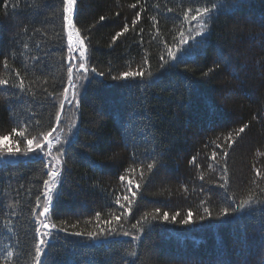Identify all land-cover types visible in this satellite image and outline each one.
I'll list each match as a JSON object with an SVG mask.
<instances>
[{
	"label": "trees",
	"instance_id": "1",
	"mask_svg": "<svg viewBox=\"0 0 264 264\" xmlns=\"http://www.w3.org/2000/svg\"><path fill=\"white\" fill-rule=\"evenodd\" d=\"M4 3L0 0V79H7L9 86L0 87V135L26 122L30 134L37 135L54 125L56 111L52 98L44 99L43 89L58 94L66 83L62 0H19L15 12L9 9L7 15ZM228 5L225 13L210 22L203 54L195 50L179 67L161 69V37L171 42L184 12L204 6L203 0H77L74 22L81 35L88 37V63L104 75L89 74L79 90V108L69 111L66 106L62 115V125L74 121L76 128L63 145L66 164L54 190L49 222L68 227L69 232L93 230L95 214L101 212L102 220L108 218L109 210L116 208L111 201L124 194L119 176L141 162L145 180L139 179L137 168L141 188L132 214L127 222L122 221L124 228L130 229L144 213L157 208L161 215L180 211L181 216L177 223L149 217L151 222L145 224L137 242L119 236L101 243L55 233L57 238L45 247L42 264H264V212L259 211L264 204H257L251 214L216 218L220 209L231 204L226 198L233 194L239 202L255 191L264 201L260 191L264 179L255 175L257 168L264 173V0H228ZM137 12L141 19L132 31ZM101 16L105 19L100 20ZM152 16L159 21L161 35L156 40L152 39ZM125 24L130 31L113 43ZM220 46L231 52L232 70L239 80L223 66L202 76L213 66ZM145 55L151 79H111L142 65ZM34 56L40 60H33ZM16 72L35 97L30 93L17 97L19 89L11 87L18 82ZM58 100L57 95V104ZM244 124L248 128L237 137L236 131ZM230 133L235 143L228 149L225 140ZM216 144L228 156L218 155L213 161L212 151L221 152ZM153 159L157 163L149 173L146 165ZM224 166L229 182L220 188L215 182ZM46 178L35 153L0 163V264H34L33 211ZM201 200L208 203L201 206ZM205 206L213 216L200 221ZM188 209L193 210L195 222L182 225L179 220ZM73 224L77 227L72 228ZM133 248L135 257L128 255Z\"/></svg>",
	"mask_w": 264,
	"mask_h": 264
},
{
	"label": "snow or ice",
	"instance_id": "2",
	"mask_svg": "<svg viewBox=\"0 0 264 264\" xmlns=\"http://www.w3.org/2000/svg\"><path fill=\"white\" fill-rule=\"evenodd\" d=\"M18 4L19 0H16L15 3H11L10 0H5V3L3 4L5 14H8L9 9L14 13ZM203 5L204 6H199L195 9L189 7L187 11L184 12L183 23L178 29V34L172 36L171 42H167L161 37L160 43L163 45V51L159 57L161 62L159 67L161 69H163L165 65H168L169 67H179L181 63H185L186 56L195 50H200V54H203L206 40L210 34V22L218 18L220 14L225 13L229 6L228 0H220L219 3H217V0H203ZM76 7L77 0H62V31L66 33V83L58 94L49 91L48 88L43 89V92L46 94L44 99L47 100L51 97L54 107L56 108L54 125L47 131L39 132L37 135H31L29 132V125L26 122L23 126L13 127L8 134L0 135V153L4 154L0 155V159H4L5 156L15 157L17 154H23L25 157H28L29 154L35 153L45 170V175L47 176V178L43 180V192L41 194L43 200H41V195L36 196L35 209H40V211L38 213L35 209L33 211V215L36 218V227L34 229L36 235L35 254L33 256L34 264H42L41 257L45 255V247L52 239L57 238L55 233H65L66 235L75 237L84 236L90 241H101V243H103L108 237L119 236L130 237L131 242H137L141 239V235L145 230V224L150 223L151 221H156L157 218L164 222L177 223V218L181 216L180 211H176L171 216L167 211H164L161 215L160 209L157 208L153 213H144L141 219L131 224L130 229L124 228L122 221L127 222V217L132 214V206L136 202L137 192L141 188V184L136 180L137 168L140 169L139 179L145 180L144 168L142 167L141 162V164H138L135 167H130L126 170L125 174L119 176V180L124 188V194H117L113 198L111 203L114 204L116 208L109 210L108 218L102 220L101 212L95 214L94 219L96 221V226L93 230L87 232H69L68 227H58L57 224L49 222V213L55 195L54 190L58 188L62 181V174L66 164L63 145L69 143L73 129L76 128V123L74 121L67 125H62V115L66 111V106L69 111L73 108H79V90L83 87L82 82L88 80L89 74L99 77H103L104 75V73L97 71L95 67H92L88 63L89 49L85 42L88 37L81 35V30L74 22ZM131 7L135 9L137 4L134 3ZM233 7H235V5H233ZM168 11L171 12L172 9L169 8ZM104 19L105 17H100V20ZM140 19L141 14L140 12H137L135 18L131 21L132 31L136 30V26L140 22ZM150 19L152 21V27L155 29V35L152 36V39L156 40L157 37L161 35L160 29L157 27L159 21L156 16H152ZM184 25H187V27H184ZM27 30V27H25L24 31L27 32ZM35 31L39 32L41 30L35 29ZM129 31L130 29L128 25L125 24L123 29L117 32L112 38V42L115 43L117 38L123 36ZM139 31L143 32V29L141 28ZM190 41L192 42L191 44ZM141 43H143L142 40ZM40 46V42L37 41L36 47L40 48ZM24 49H28V44H24ZM32 59L39 61L40 57L34 56ZM222 66L226 71H230L233 79L239 80V74L232 70V54L230 51H225L224 46H220L216 49V60L214 61L213 66L204 71L202 76L208 77ZM4 68H9L7 58L4 60ZM149 68V61L147 55H145L142 65L136 68L129 67L118 75H113L111 79L128 81L130 79L136 80L137 78H140L141 81H144L146 76L148 79H151L153 73ZM16 76L18 82L11 84V87L19 89V92L16 93L17 97L23 93H30L35 97L36 93L32 92V89L26 86L25 79L20 76L19 72H16ZM43 83L47 84V79H45ZM7 86H9V81L7 79H0V87ZM57 95L59 96L58 104L56 103ZM36 123L38 124L39 121H36ZM247 128L248 125L244 124L239 127L235 135L239 137ZM234 143L235 140L230 133L225 140V144L228 149H231ZM21 144L24 145L23 149L21 148ZM215 148L221 149V152L218 153L213 150L210 157L211 160L216 161L218 155L222 158L228 156V151H224L221 144H216ZM156 163L157 161L155 159H153L152 162L147 163L146 167L149 173L153 171ZM191 163H196L195 157L192 158ZM197 167H199V165H197ZM209 168H212L211 164L209 165ZM221 171L222 174L219 177V181L223 182L221 183L217 181L215 183L217 187L225 188L229 182L227 177V167H222ZM255 175L260 179H264V173H261L258 168L255 170ZM199 179L203 181L205 179L204 175H200ZM253 183L256 184V181H253ZM201 190H203V188H201ZM185 191H187V189H185ZM260 191L261 193H264V189H261ZM226 199L231 200V204L228 207L220 209L216 216L217 219L229 215L241 216L245 213L251 214L252 211L256 210L255 206L257 204H264V201L259 199L255 191H252L246 199H241L239 202L236 201L234 194ZM200 203L201 206H203L207 204L208 201L201 200ZM232 205H235V207H232ZM259 211L264 212V208H260ZM194 215L193 210L188 209L186 215L179 220V223L182 225H190L194 223ZM212 216L213 213L210 208L205 206L203 207V213L199 216V219L200 221H203L207 218H212ZM149 217H151V221L149 220ZM71 227L76 228L77 225L73 224ZM12 255L13 253H8L9 257ZM128 255L131 257L136 256L134 248L128 252ZM131 264H134V262H131Z\"/></svg>",
	"mask_w": 264,
	"mask_h": 264
},
{
	"label": "rangeland",
	"instance_id": "3",
	"mask_svg": "<svg viewBox=\"0 0 264 264\" xmlns=\"http://www.w3.org/2000/svg\"><path fill=\"white\" fill-rule=\"evenodd\" d=\"M0 155H1V153H0ZM22 158H25V157L20 156V155H17L15 157H7V156H5L4 159H0V163L3 162V161H6V162H16V161L21 160Z\"/></svg>",
	"mask_w": 264,
	"mask_h": 264
}]
</instances>
